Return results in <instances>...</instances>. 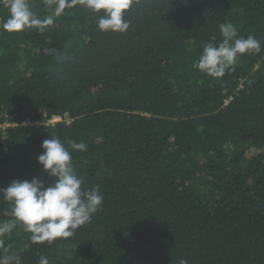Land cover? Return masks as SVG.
I'll use <instances>...</instances> for the list:
<instances>
[{"label":"trees","instance_id":"1","mask_svg":"<svg viewBox=\"0 0 264 264\" xmlns=\"http://www.w3.org/2000/svg\"><path fill=\"white\" fill-rule=\"evenodd\" d=\"M27 2L53 22L0 27V188L53 182L36 158L55 137L87 146L69 147L72 166L103 204L67 238L35 242L16 222L0 259L264 264V0H134L124 33L100 31L86 0ZM226 23L261 48L210 76L194 64ZM14 219L0 194V224Z\"/></svg>","mask_w":264,"mask_h":264},{"label":"clouds","instance_id":"2","mask_svg":"<svg viewBox=\"0 0 264 264\" xmlns=\"http://www.w3.org/2000/svg\"><path fill=\"white\" fill-rule=\"evenodd\" d=\"M87 6L93 11L103 10L98 18L97 27L100 31L124 33L130 22L124 19V12L129 10L134 0H86ZM8 18L0 27L9 32H18L25 27H38L41 30L53 21L51 17L43 20L31 11L27 0H8ZM64 7L60 0L59 13ZM223 39L217 45L208 43L204 46L199 60L194 64L197 69L210 76H222L225 70L233 65L238 54L249 50L259 51L261 42L254 36L236 38L237 29L231 23L221 24ZM69 147L77 151H85L83 142L70 141L66 147L59 138L42 141V152L37 156V163L53 182L45 185L39 178L29 180H13L6 188H0V194L11 202L13 221L0 224V235L10 233L16 222L24 224L33 235L35 242L51 241L58 237H71L79 226L90 223L103 204V195L99 185L83 189V180L77 176L72 166V155ZM10 259L4 257L0 264H9ZM39 264H49L46 257L41 256ZM179 264H187L181 259Z\"/></svg>","mask_w":264,"mask_h":264},{"label":"built area","instance_id":"3","mask_svg":"<svg viewBox=\"0 0 264 264\" xmlns=\"http://www.w3.org/2000/svg\"><path fill=\"white\" fill-rule=\"evenodd\" d=\"M59 120H61V117H60V116H53V117L49 120V122L54 123V122L59 121ZM7 125H9V123H0V129H1L2 127L7 126Z\"/></svg>","mask_w":264,"mask_h":264}]
</instances>
